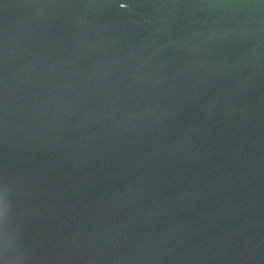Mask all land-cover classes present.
<instances>
[{"label":"water","instance_id":"obj_1","mask_svg":"<svg viewBox=\"0 0 264 264\" xmlns=\"http://www.w3.org/2000/svg\"><path fill=\"white\" fill-rule=\"evenodd\" d=\"M0 264H264V0H0Z\"/></svg>","mask_w":264,"mask_h":264}]
</instances>
